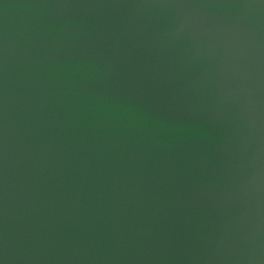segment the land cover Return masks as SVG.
<instances>
[{
    "label": "water",
    "instance_id": "95a60500",
    "mask_svg": "<svg viewBox=\"0 0 264 264\" xmlns=\"http://www.w3.org/2000/svg\"><path fill=\"white\" fill-rule=\"evenodd\" d=\"M0 264H264V0H0Z\"/></svg>",
    "mask_w": 264,
    "mask_h": 264
}]
</instances>
